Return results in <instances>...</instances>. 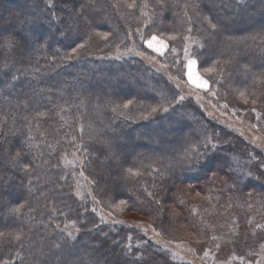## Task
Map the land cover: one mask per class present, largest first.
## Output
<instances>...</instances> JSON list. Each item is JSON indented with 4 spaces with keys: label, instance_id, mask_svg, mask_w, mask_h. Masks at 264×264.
Returning a JSON list of instances; mask_svg holds the SVG:
<instances>
[{
    "label": "trees",
    "instance_id": "obj_1",
    "mask_svg": "<svg viewBox=\"0 0 264 264\" xmlns=\"http://www.w3.org/2000/svg\"><path fill=\"white\" fill-rule=\"evenodd\" d=\"M189 41L215 102L264 129V0H0V264L171 263L125 219L254 244L264 153L175 86Z\"/></svg>",
    "mask_w": 264,
    "mask_h": 264
},
{
    "label": "rangeland",
    "instance_id": "obj_2",
    "mask_svg": "<svg viewBox=\"0 0 264 264\" xmlns=\"http://www.w3.org/2000/svg\"><path fill=\"white\" fill-rule=\"evenodd\" d=\"M153 35L157 36L160 40H163L167 44V47L163 50V54H160L154 49L149 48L145 43V41L150 39ZM153 35L145 38L144 43L147 49L154 54V57H156V60H151V62L157 65L160 57H166L170 47L165 39L156 34ZM187 52V56L185 55V50L181 55L184 64H186L185 80L173 78L175 86L177 87V85H179L177 88L180 90L182 96L184 98L193 99L199 103L202 106L204 113L207 114L210 119H213L215 122L235 131V133L238 134L244 141L253 144L264 153V129L262 128V122H255L252 124L251 120L244 118L242 114L239 115L238 110H233L221 105L220 103H216V96L211 90L209 80L199 71L198 62L194 57V50L190 41L188 42ZM188 59L196 60L197 63L194 66V72L201 79L207 81V87H198L196 84L191 83L188 80V76L186 74L188 70ZM260 179L263 180L262 175ZM78 192H90L89 182L84 180L80 181ZM98 210L99 212L103 213L105 219H113V217L104 209L99 208ZM252 218L253 224L255 225L254 244H251L250 248H246L247 245H241L239 247H230L231 249H226L228 244H226V242L223 240L217 241L213 245L209 244L208 242L197 243L181 239H174L178 240L175 242L168 241L166 238H164L167 237V232L163 229L156 232L151 225L152 222L150 221L125 219L121 220V222L125 225H128L130 228L135 229V233L137 234V240L135 242L136 245L143 244L144 246L148 240L147 236L151 239V243L155 246L149 245L147 249H141L143 252H146L149 249H154L156 251L159 250V253L166 251L170 256V264H264V236L258 237V231H264V220L260 219L257 221L253 215ZM160 233H162L164 237ZM228 242L230 245L233 244L231 241ZM217 245H219V247H217ZM205 253H207V255H205Z\"/></svg>",
    "mask_w": 264,
    "mask_h": 264
},
{
    "label": "snow or ice",
    "instance_id": "obj_3",
    "mask_svg": "<svg viewBox=\"0 0 264 264\" xmlns=\"http://www.w3.org/2000/svg\"><path fill=\"white\" fill-rule=\"evenodd\" d=\"M133 5H129V7H132ZM205 20L208 21L209 23V26L212 28V29H216L217 28V25L215 23H212L211 20L208 18V17H205L204 18ZM105 37H107V33H104L103 34ZM173 39H175V37H173ZM145 43L147 44V46L149 48H152L154 49L156 52L160 53V54H163V50L167 47V44L163 41V40H160L157 36L153 35L150 39L146 40ZM202 46V45H201ZM79 48H83L84 45H78ZM128 51H132L131 49H128ZM72 52L73 53H76L77 52V49L76 48H73L72 49ZM185 55L187 56L188 55V52H187V47L185 49ZM196 60L195 59H188L187 61V76H188V80L191 82V83H194L196 84L198 87H207V81L206 80H203L201 79L198 75L195 74L194 72V66L196 65ZM207 71L211 72L213 71V69H207ZM13 79H16V77H13ZM177 87H179V85H177ZM241 95H243V93H241ZM180 99H183V97H180ZM129 103H131V101H129ZM128 105L125 104L124 107L126 108ZM255 110V109H253ZM153 111H155V109H153ZM40 115H43L42 113ZM209 142H210V138H209ZM17 156H19L20 154L17 153L16 154ZM69 163H72L71 161H69ZM261 167H264V164L261 165ZM24 170L25 171H30L28 165H24ZM129 172H131V169H129ZM135 174H138V173H135ZM81 176H83V172H81ZM78 195L80 193H77ZM121 203H124L123 201ZM19 208H15L13 209L12 211L13 212H19ZM73 224V226H75V221H72L71 222ZM57 227H59V225H57ZM259 227V225H258ZM65 231H67V228H65ZM77 231H79V229H77ZM3 233H0V237H3ZM23 236V233H16L14 235V239L19 241L21 240ZM68 236L75 239L74 235L72 232H68ZM213 239H216V237H213ZM57 247H59V245H57ZM129 248H131V245L128 246ZM217 247H219V245H217ZM142 255V254H141ZM205 255H207V253H205ZM139 258V257H138ZM240 259H243V258H240Z\"/></svg>",
    "mask_w": 264,
    "mask_h": 264
}]
</instances>
